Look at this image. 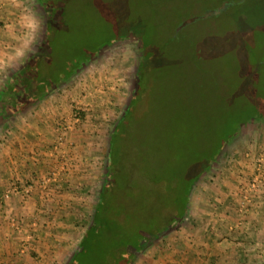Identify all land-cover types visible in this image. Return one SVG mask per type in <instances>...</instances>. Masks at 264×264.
Returning <instances> with one entry per match:
<instances>
[{"label": "rangeland", "instance_id": "obj_1", "mask_svg": "<svg viewBox=\"0 0 264 264\" xmlns=\"http://www.w3.org/2000/svg\"><path fill=\"white\" fill-rule=\"evenodd\" d=\"M26 2L32 5L30 17L8 30L19 38V46L12 51L23 54L16 56L14 63L1 66L0 86L26 60L49 79V84L35 100L24 95L12 103L1 94L0 111L5 115L22 114L40 99L46 101L47 112L55 117V135L49 144L53 148L61 124L68 121L72 127L75 123L73 111L66 115L58 107L56 114L49 106L69 101L74 95L75 101L85 96L81 103L74 101L73 107L92 106L90 114L102 118L97 127L99 134L106 135L104 154L97 158L101 169L110 150V132L135 84L142 55L138 36L149 33L156 42L152 66L144 72L149 88L142 91L132 119L124 124L121 143L116 144L113 155L118 159L113 163L118 168L112 175L114 196L120 200L115 205L118 208L112 209L114 216L122 214L125 219L128 240L137 236L135 233L170 227V209L164 204H183V192L189 186L187 194L192 190L198 197L211 193L210 198H238L240 183L223 187L220 180L238 162L245 167L236 177L245 180L243 177L253 170L255 157L264 155V115L255 113L241 122L249 109L250 79L255 77L253 59L264 62V0H60L59 5L55 1L60 11L57 18L53 15L56 31L50 40L45 38L46 15L39 1ZM224 2L228 6L224 4L220 11L211 13ZM29 20L35 22L34 28L26 26ZM42 42L53 49L49 54L48 49L42 50L47 57L39 56L40 62L30 61ZM107 110L110 119L105 121ZM77 125L65 134L71 150L68 135ZM68 148L65 156L70 165L72 151ZM53 170H47L44 176ZM163 184L167 191L158 196V186ZM12 186L19 188L16 181ZM257 198H264V186ZM92 213L85 217L84 230ZM13 226L18 227L16 222ZM109 246L110 242L92 243L86 261L95 264L101 250L111 249ZM65 263L71 264L70 258Z\"/></svg>", "mask_w": 264, "mask_h": 264}, {"label": "crops", "instance_id": "obj_2", "mask_svg": "<svg viewBox=\"0 0 264 264\" xmlns=\"http://www.w3.org/2000/svg\"><path fill=\"white\" fill-rule=\"evenodd\" d=\"M27 3L0 0V59L4 66L16 60L12 49L19 46V38L8 30L28 20L32 5ZM82 97L75 101L74 95L49 107L56 114L61 107L68 115L73 102L81 103ZM30 108L15 115L0 111V264H66L80 242L85 217L97 202L104 176L97 158L104 154L106 135L99 134L97 128L102 118L90 114L92 106L85 107L89 114L68 135L72 162L63 169L55 163L59 151L49 146L55 135L54 115L47 112L46 101L41 99ZM106 112L105 121L110 119ZM241 167L245 166L238 162L221 178L223 187L239 184L236 175L244 171ZM51 168L62 181L48 180L43 187L39 181ZM14 181L19 188L13 191ZM211 196L198 197L190 190L183 204H164L170 209L169 229L130 264H264V198H256L240 221L237 198Z\"/></svg>", "mask_w": 264, "mask_h": 264}, {"label": "trees", "instance_id": "obj_3", "mask_svg": "<svg viewBox=\"0 0 264 264\" xmlns=\"http://www.w3.org/2000/svg\"><path fill=\"white\" fill-rule=\"evenodd\" d=\"M38 1L46 15L44 24L46 30L45 38L46 40H50L51 38H54L53 33H55L54 31H56V22H52L53 15H56L55 18H57V14L60 11V7L55 6V1H57V4L59 5L60 0ZM227 4L229 3H226L225 5ZM215 9H219L220 11L222 7L219 6ZM216 10H211V13H214V11ZM262 20H264L263 16ZM138 37L141 44L140 52L142 55L140 58L138 71L136 73L135 84L132 88L133 90L131 93V97L126 104L124 112L117 120V122H115V125L113 126L110 132L109 137L111 145L109 147V154H107V161L104 163V176L102 178V185L98 195V200L93 209L91 221L87 229L84 230L80 238L79 245L70 258V260L72 259L71 264H91L86 261V256L88 252L87 250L91 249L92 243L94 242H110L109 247H111V249H107L106 251L101 250V252L103 253L99 257V259H97L95 264H129L130 260H132L135 257L136 253L141 251L146 244L160 237L164 234V231L169 229V226H165L166 228L164 227L162 229L156 230L155 232H147L141 234L135 233L137 234V236H135L131 240H128V236L124 228L125 219L122 217V214L121 216H114L115 212L112 209L114 207L118 208V206L115 205L119 204L118 201L120 200L119 198H116L114 196L116 194V191L114 192L115 182L114 178L112 177L113 172L115 170H118V168H115L116 165L113 164L118 161V159H115V157H113L116 152L115 147L116 144L121 143V138L123 137V131L125 127L124 124L132 119L134 106L138 104L137 102L141 98L142 91L147 90L149 88V86L147 88L145 86L146 81H149V79L144 80V76L146 75H144V72L152 66V64L150 65L152 59L151 56L154 50V45L156 44V42L152 40L151 35L149 33H145L142 36ZM43 40L45 41V39ZM45 43L46 42H42L39 46L35 47L36 50L34 52L37 55H31L30 61L34 59V61L40 62L39 56L41 57V59L47 57L45 53L47 52L46 54H49L48 52H50L53 48L50 46L47 47V44ZM249 48L252 49V47ZM42 50L47 51L45 53H42ZM252 52L254 51L252 50ZM253 60L255 62V77L251 76L250 79L252 89L247 96V99L249 100V109L248 112L245 114V118H243L241 122L247 118H251L253 115H255V113H258L259 115H264V90L261 89V87L264 86V62L260 61L259 58H254ZM60 73L63 76H67L68 74H65L62 70H60ZM51 74L55 75L56 72H52ZM9 75L10 76L7 78L6 83L0 88V95L3 94L12 103L17 102L24 95H27V97H30L34 100L37 99L40 95L46 92V87L49 84V79L45 77V75H41L37 73L36 70L31 68L29 60H26V62L22 66H20V69L14 71L12 74ZM73 111L78 112L79 121L77 122V124H82L86 115L89 114L87 108L73 107ZM214 155L212 156V161ZM118 158H120L121 161V157L119 156ZM206 167L207 165L204 168L202 167L200 171H198L196 176L201 174ZM158 187L160 189L157 191L158 196L164 195L167 191L166 185L163 184L162 186ZM189 188L190 186L187 187V189H184L183 195L186 197L188 195L187 190Z\"/></svg>", "mask_w": 264, "mask_h": 264}, {"label": "built area", "instance_id": "obj_4", "mask_svg": "<svg viewBox=\"0 0 264 264\" xmlns=\"http://www.w3.org/2000/svg\"><path fill=\"white\" fill-rule=\"evenodd\" d=\"M72 121L75 124H77V122L79 121L77 111L72 112ZM73 126L71 127V123L68 121L67 123H62L61 127L59 128L60 131L56 136L55 143L53 145L55 151H59L57 164L61 165L63 169L67 166L69 167L68 158L66 160L65 156L67 152L66 149L68 148L69 143L66 141L65 134L69 132L73 128ZM64 145L66 149L62 147ZM243 178H245V180L241 179L239 181L240 185L238 188L239 193L236 205V210L237 214H239L240 221L250 209V207L255 204L256 198L258 197L259 193L262 190V187L264 186V155L262 153L255 157L253 170ZM48 180H54L56 182L62 181L60 174L56 171V169L53 170V172H51L49 175H47L41 182L43 187L45 186V182H47ZM12 189L16 190V186H12ZM11 223L14 225L15 221L11 220Z\"/></svg>", "mask_w": 264, "mask_h": 264}, {"label": "clouds", "instance_id": "obj_5", "mask_svg": "<svg viewBox=\"0 0 264 264\" xmlns=\"http://www.w3.org/2000/svg\"><path fill=\"white\" fill-rule=\"evenodd\" d=\"M26 19V18H25ZM26 26L28 28H34L35 27V22L32 21V20H29L28 23L26 24ZM23 53L20 51V50H17L16 52V56H21ZM4 61L2 59H0V66H3L4 65Z\"/></svg>", "mask_w": 264, "mask_h": 264}, {"label": "water", "instance_id": "obj_6", "mask_svg": "<svg viewBox=\"0 0 264 264\" xmlns=\"http://www.w3.org/2000/svg\"><path fill=\"white\" fill-rule=\"evenodd\" d=\"M224 4H225V2H224L223 4H221V6H220V7H223V6H224ZM216 11H219V9H218V10H216ZM188 21H190V20H188ZM71 261H72V259H71Z\"/></svg>", "mask_w": 264, "mask_h": 264}, {"label": "flooded vegetation", "instance_id": "obj_7", "mask_svg": "<svg viewBox=\"0 0 264 264\" xmlns=\"http://www.w3.org/2000/svg\"><path fill=\"white\" fill-rule=\"evenodd\" d=\"M30 57V56H29ZM29 57L27 59H29Z\"/></svg>", "mask_w": 264, "mask_h": 264}]
</instances>
